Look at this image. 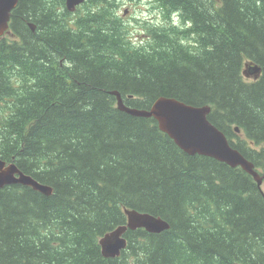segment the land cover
Masks as SVG:
<instances>
[{
  "label": "trees",
  "instance_id": "trees-1",
  "mask_svg": "<svg viewBox=\"0 0 264 264\" xmlns=\"http://www.w3.org/2000/svg\"><path fill=\"white\" fill-rule=\"evenodd\" d=\"M151 1L165 25L133 43L124 0L74 13L65 0H19L0 38V158L54 193L0 190V264H264L254 178L186 154L111 95L141 110L160 97L211 106V123L264 173V0ZM124 208L171 228L129 230L121 257L106 259L99 239L126 223Z\"/></svg>",
  "mask_w": 264,
  "mask_h": 264
},
{
  "label": "water",
  "instance_id": "water-1",
  "mask_svg": "<svg viewBox=\"0 0 264 264\" xmlns=\"http://www.w3.org/2000/svg\"><path fill=\"white\" fill-rule=\"evenodd\" d=\"M88 1L90 0H65L67 11L74 13L79 6ZM18 4L19 0H0V37L4 36L10 29L12 12ZM32 29L35 30L34 27ZM261 71L258 65L253 64L245 71V74L258 78ZM112 95L117 97V104L121 110L132 115L154 118L158 121L161 130L167 133L188 154L212 157L234 168L240 166L261 185L262 177L255 166L237 150H234L229 145L225 135L208 121L209 107L196 108L176 99L162 97L153 104L150 110H137L129 109L119 92L114 91ZM0 167V188L7 184L20 183L32 186L37 191L46 189L31 177L21 173L14 164L7 168H5V164H2ZM15 174H18L20 178H15ZM126 213L128 215L127 225L119 226L100 240L105 258L115 259L121 256L122 251L127 248L128 243L124 235L129 230L145 229L152 234H161L171 227L165 220L148 213L128 210Z\"/></svg>",
  "mask_w": 264,
  "mask_h": 264
},
{
  "label": "rangeland",
  "instance_id": "rangeland-1",
  "mask_svg": "<svg viewBox=\"0 0 264 264\" xmlns=\"http://www.w3.org/2000/svg\"><path fill=\"white\" fill-rule=\"evenodd\" d=\"M118 15L124 17L126 23L130 25L128 35L132 37L133 43L146 42L149 38V28L165 25L161 12L154 9L151 0H140L137 2L124 0V5L119 9ZM4 106L0 104V108ZM5 112L3 110L0 111L1 114ZM28 158H31V156Z\"/></svg>",
  "mask_w": 264,
  "mask_h": 264
},
{
  "label": "bare ground",
  "instance_id": "bare-ground-1",
  "mask_svg": "<svg viewBox=\"0 0 264 264\" xmlns=\"http://www.w3.org/2000/svg\"><path fill=\"white\" fill-rule=\"evenodd\" d=\"M30 27H34V25L33 24H30ZM35 28V27H34ZM33 30V29H32ZM33 31H35V30H33ZM5 36V35H4ZM4 36H2V37H0V38H3ZM255 65V63H253V62H245L244 63V68H243V71H242V73H243V76L246 78V79H250V80H253V81H258V80H260V78L262 77V71H261V75L258 77V78H255V76H253V75H250L249 73V76L248 75H246L245 74V71H247L248 70V68L249 67H251L252 65ZM120 94V93H119ZM121 95V94H120ZM122 97V96H121ZM160 98H162V97H160ZM159 98V99H160ZM165 98H170V97H165ZM158 99V100H159ZM172 99H174V98H172ZM157 100V101H158ZM177 100V99H176ZM177 101H179V100H177ZM179 102H182V101H179ZM182 103H184V102H182ZM186 104V103H185ZM186 105H188V104H186ZM127 106V105H126ZM189 106H191V105H189ZM129 109H136V108H131V107H129V106H127ZM194 107H196V106H194ZM201 107H209L210 108V113L208 114V121L211 123V121L209 120V115L211 114V112H212V107L211 106H209V105H207V106H201ZM152 108V107H151ZM150 108V109H151ZM196 108H200V107H196ZM118 109L121 111V112H124V113H127V114H129V115H131V116H134V117H139V118H147V117H142V116H137V115H132L131 113H129V112H127V111H124V110H121L120 108H119V106H118ZM149 109V110H150ZM137 110H141V109H137ZM147 119H151V118H147ZM152 119H154V118H152ZM155 120V119H154ZM157 123H158V121H156ZM213 126H215L213 123H211ZM158 127H159V129L161 130V128H160V126H159V123H158ZM216 127V126H215ZM219 131H221L218 127H216ZM234 130H235V132L236 133H238V134H240L241 133V130H240V128L239 127H235L234 128ZM162 131V130H161ZM163 133H165L164 131H162ZM223 134H224V132L223 131H221ZM167 136H169L167 133H165ZM225 135V134H224ZM170 137V136H169ZM225 137L227 138V141H228V143H229V145L234 149V150H237L236 148H234L232 145H231V142H230V140L228 139V137L225 135ZM170 139H172L171 137H170ZM173 140V139H172ZM174 141V140H173ZM174 143H175V141H174ZM176 144V143H175ZM177 145V144H176ZM178 146V145H177ZM179 147V146H178ZM180 148V147H179ZM181 149V148H180ZM183 152H185L186 154H188L186 151H184L183 149H181ZM240 154H242L239 150H237ZM188 155H190V154H188ZM196 155H199V156H204V155H200V154H196ZM190 156H195V155H190ZM242 156L246 159V160H248L250 163H252L254 166H255V164L251 161V160H249V159H247L243 154H242ZM206 157H208V156H206ZM209 158H212V157H209ZM213 159H215V158H213ZM215 160H217V159H215ZM218 161V160H217ZM219 162H221V161H219ZM221 163H224V162H221ZM2 164H5V168H7L9 165H11V164H14L17 168H18V170L21 172V173H23L25 176H28V177H31L34 181H36L38 184H40L41 186H44L46 189L44 190V191H38V192H40V193H42V194H44V195H46V196H51L53 193H54V189H53V187H51L50 185H47V184H43V183H41V182H39L37 179H35L33 176H31V175H29V174H26V173H24L19 167H18V165L17 164H15V163H8V162H6L5 160H3V159H1L0 158V165H2ZM224 164H226V163H224ZM228 165V164H227ZM228 166H230V165H228ZM230 167H232V166H230ZM232 168H234V167H232ZM236 168H241L245 173H247L248 175H250L251 177H253L251 174H249L247 171H245L242 167H236ZM0 172H1V167H0ZM261 177H262V183H261V185H259V183L258 182H256V184L258 185V187H259V189L261 190V192L262 193H264V173H261ZM15 178H17V179H19L20 178V176L18 175V174H15ZM255 180V179H254ZM11 185H22V186H25V187H31L32 189H34L32 186H27V185H23V184H20V183H14V184H7V185H5V186H3L2 188H0V190L1 189H3V188H5V187H7V186H11ZM35 190V189H34ZM37 191V190H36ZM138 211V210H134V209H129V208H124L123 209V211H124V215H125V217H126V223L124 224V225H127V223H128V215H127V213H126V211ZM138 212H140V211H138ZM140 213H146V212H140ZM149 214V213H148ZM156 218H158V217H156ZM161 218V217H160ZM162 219V218H161ZM162 220H164V219H162ZM166 221V220H165ZM167 222V221H166ZM121 226H123V225H121ZM171 228V227H170ZM117 229V228H116ZM137 230H144V231H146L145 229H137ZM114 231V230H113ZM113 231H111V232H113ZM136 231V230H135ZM111 232H108V233H111ZM147 232V231H146ZM107 233V234H108ZM128 233V232H127ZM126 233V234H127ZM149 233V232H148ZM126 234L124 235V237L127 239V248H128V246H129V240H128V238L126 237ZM150 234H152V233H150ZM106 235V234H105ZM104 235V236H105ZM104 236H102L100 239H99V244H100V240L104 237ZM100 247H101V245H100ZM126 248V249H127ZM125 249V250H126ZM125 250H123L122 251V253L125 251ZM101 252H102V248H101ZM122 253H121V255H122ZM102 255H103V253H102ZM103 257L105 258V256L103 255ZM121 257V256H120ZM106 259H112V258H106Z\"/></svg>",
  "mask_w": 264,
  "mask_h": 264
}]
</instances>
